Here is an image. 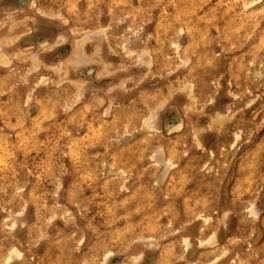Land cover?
Masks as SVG:
<instances>
[{"label": "rangeland", "instance_id": "374dc122", "mask_svg": "<svg viewBox=\"0 0 264 264\" xmlns=\"http://www.w3.org/2000/svg\"><path fill=\"white\" fill-rule=\"evenodd\" d=\"M0 264H264V0H0Z\"/></svg>", "mask_w": 264, "mask_h": 264}]
</instances>
